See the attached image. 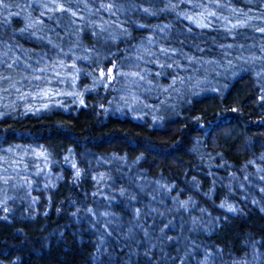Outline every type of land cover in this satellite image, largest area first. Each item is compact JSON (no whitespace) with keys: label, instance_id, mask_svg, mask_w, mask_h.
<instances>
[{"label":"rangeland","instance_id":"1","mask_svg":"<svg viewBox=\"0 0 264 264\" xmlns=\"http://www.w3.org/2000/svg\"><path fill=\"white\" fill-rule=\"evenodd\" d=\"M107 2L73 0L48 49L37 52L38 45L26 39L33 13L29 0H0V184L12 175L15 187L12 213L8 221L0 219V233L9 226L18 238L0 253V263L264 264V89L238 132L209 139L202 257L186 256L165 239L126 233L124 222L93 191L96 176L107 170L138 179L142 192L166 208L183 199L193 171L163 168L140 149L104 137L114 130L104 127L112 121L154 127L149 110L152 99L158 102L154 93L176 76L173 37L230 63L248 56L253 63H245V77L263 84L264 48L239 49L187 25L189 0ZM6 23L27 47L25 54L2 38ZM240 34L241 47L254 38ZM191 141L208 140L194 134ZM81 181L87 200L77 205L73 225L52 230L47 258L34 256L23 236H35Z\"/></svg>","mask_w":264,"mask_h":264},{"label":"trees","instance_id":"2","mask_svg":"<svg viewBox=\"0 0 264 264\" xmlns=\"http://www.w3.org/2000/svg\"><path fill=\"white\" fill-rule=\"evenodd\" d=\"M72 1L29 0L33 13L29 16L26 39L38 45L35 51L48 49L46 46L55 36V26ZM194 1L195 4L191 0L186 4L189 14H192V20L184 19L187 25L222 36L239 49L259 51V47L264 48V0ZM97 2L100 6L108 4L107 0ZM116 6L117 2H110L112 12L116 11ZM196 15H204L205 20L202 22ZM242 31L254 35L242 43L243 47L239 41ZM1 36L20 55L27 51L9 24L1 28ZM170 45L176 76L172 83L154 93L157 103L151 97L149 110L154 127L148 128L139 121L121 124L112 121L104 124L109 130L114 127L111 134H104V137L113 136L120 147L140 149L149 161L163 168L174 166L193 171V176L185 181L183 199L166 208L142 192L138 179L107 170H100L94 180L93 191L124 222L126 233L138 232L140 235L149 234L156 240L165 239L180 253L200 258L206 241L201 219L206 203L203 171L210 151L209 139L238 132L253 115L256 93L264 89V84L245 77V63H253L246 55L241 60L237 58L240 62L230 63L214 57L208 50L190 49L177 37L172 38ZM194 134H205L208 141L193 142L191 135ZM13 179L12 175L6 176L0 184V219L6 221L12 213ZM86 200V186L81 181L73 192L61 199L55 216L44 222L35 236H23L24 241L30 243L34 256L48 257L47 245L52 230L70 228L78 216L77 205ZM17 239L9 226H5L0 233V253L11 249ZM70 263L66 260L64 264ZM0 264L21 262L11 260Z\"/></svg>","mask_w":264,"mask_h":264},{"label":"snow or ice","instance_id":"3","mask_svg":"<svg viewBox=\"0 0 264 264\" xmlns=\"http://www.w3.org/2000/svg\"><path fill=\"white\" fill-rule=\"evenodd\" d=\"M202 26H206V25H202ZM262 31H264V29H262ZM229 210H230V211H235L234 208H230Z\"/></svg>","mask_w":264,"mask_h":264}]
</instances>
